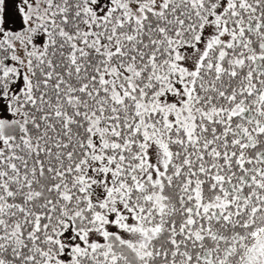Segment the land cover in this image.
<instances>
[{"label":"snow or ice","instance_id":"obj_1","mask_svg":"<svg viewBox=\"0 0 264 264\" xmlns=\"http://www.w3.org/2000/svg\"><path fill=\"white\" fill-rule=\"evenodd\" d=\"M0 264H264V0H0Z\"/></svg>","mask_w":264,"mask_h":264}]
</instances>
